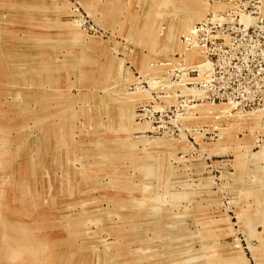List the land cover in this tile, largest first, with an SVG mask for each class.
Segmentation results:
<instances>
[{"label":"rangeland","instance_id":"obj_1","mask_svg":"<svg viewBox=\"0 0 264 264\" xmlns=\"http://www.w3.org/2000/svg\"><path fill=\"white\" fill-rule=\"evenodd\" d=\"M210 20L264 42V0H0V264H264V69L209 81Z\"/></svg>","mask_w":264,"mask_h":264},{"label":"built area","instance_id":"obj_2","mask_svg":"<svg viewBox=\"0 0 264 264\" xmlns=\"http://www.w3.org/2000/svg\"><path fill=\"white\" fill-rule=\"evenodd\" d=\"M237 23L218 20L197 22L189 39L186 37L206 53L207 62L212 67L209 81L220 79L239 85L244 73L251 74L255 70L260 73L264 69V42L255 41L260 36L258 25L239 24L238 27ZM203 31L206 35L200 40L198 36Z\"/></svg>","mask_w":264,"mask_h":264}]
</instances>
